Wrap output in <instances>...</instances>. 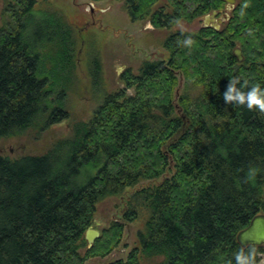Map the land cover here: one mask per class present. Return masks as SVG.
<instances>
[{
    "label": "trees",
    "instance_id": "16d2710c",
    "mask_svg": "<svg viewBox=\"0 0 264 264\" xmlns=\"http://www.w3.org/2000/svg\"><path fill=\"white\" fill-rule=\"evenodd\" d=\"M116 1L131 21L168 30L176 21L193 23L227 5ZM36 4H5L0 141L32 130L42 135L71 116L73 31L49 12L39 23L43 29L28 34ZM187 36L195 42L190 48L178 43ZM163 47L166 58L143 62L137 73L124 72V86L104 93L91 118L75 122L71 135L44 154L0 155V264H86L107 256L119 246L123 224L114 221L92 245L85 235L98 204L122 198L129 189L134 192L123 220H136L140 209L148 218L139 247L126 260L108 264L156 258H162L157 264H236L239 232L264 213V113L227 104L223 97L234 77L248 81L245 92L255 84L264 88V0H238L220 29L175 31ZM236 48L242 62L234 56ZM93 77L101 87L98 61ZM250 166L259 171L245 182ZM256 248L264 253V245ZM244 249L245 256L252 255ZM260 260L258 255L257 264Z\"/></svg>",
    "mask_w": 264,
    "mask_h": 264
},
{
    "label": "rangeland",
    "instance_id": "374dc122",
    "mask_svg": "<svg viewBox=\"0 0 264 264\" xmlns=\"http://www.w3.org/2000/svg\"><path fill=\"white\" fill-rule=\"evenodd\" d=\"M6 1L0 0V27L3 25ZM226 6L218 19L222 18L223 14L229 15L231 10L228 4ZM49 12L72 29L76 41V82L71 86L67 99L71 116L53 125L42 135L32 130L21 136L0 141V155L12 159L25 154L42 155L53 142L69 137L75 122L87 121L91 118L104 93H111L124 86L122 83L124 72L132 70L137 73L143 62L160 60L168 56L163 42L169 34L175 31L196 32L205 27L202 17L193 23L180 22L179 26L176 25L169 30L155 29L150 21H131L123 9V4L116 0L99 2L37 0L34 11L28 19L27 33L42 30L39 23L46 16L48 17ZM223 24L224 22L220 28ZM96 61L101 64L103 77V84L98 88L93 84ZM48 66L52 67L50 64ZM181 79L183 83L184 80ZM150 184L152 182H145L143 185ZM133 192L134 190L129 189L122 198L111 197L98 204L94 223L90 228L98 231L100 236L104 229H108L114 221H117L123 224V236L119 246L110 254L105 257L95 256L86 264H108L117 260H126L132 251L139 247L138 234L144 230L148 218L147 210L140 209L136 220L132 222L123 220V214L127 210L126 201ZM261 259H264V256H261ZM161 261L162 258H156L153 261L144 260L142 264H157Z\"/></svg>",
    "mask_w": 264,
    "mask_h": 264
},
{
    "label": "clouds",
    "instance_id": "9594fccd",
    "mask_svg": "<svg viewBox=\"0 0 264 264\" xmlns=\"http://www.w3.org/2000/svg\"><path fill=\"white\" fill-rule=\"evenodd\" d=\"M243 8H247L248 5L244 4ZM179 26L180 22L176 21ZM178 43L185 46L191 47L195 42L187 36L183 40H178ZM240 85V87H237ZM248 87V81L245 80L243 84L240 82L239 77L232 78L227 86V91L224 93V101L227 104L246 105L249 110L258 109L260 113H264V88H261L259 84L253 85L247 92L243 91V88ZM259 169L250 166L248 173L245 177V182L254 180ZM248 250L252 253L250 256H245L244 247H241L238 252L234 254L236 264H257V256H264V253H258L256 246H248ZM231 264V261L228 262ZM259 264H264V259L259 261Z\"/></svg>",
    "mask_w": 264,
    "mask_h": 264
},
{
    "label": "water",
    "instance_id": "95a60500",
    "mask_svg": "<svg viewBox=\"0 0 264 264\" xmlns=\"http://www.w3.org/2000/svg\"><path fill=\"white\" fill-rule=\"evenodd\" d=\"M225 2L229 5L228 8L232 10L233 5H235L236 0H225ZM217 15L216 12L213 13V16ZM229 18V15L225 14L222 18L217 19L214 22V26L216 29H220V24L226 22ZM234 56L238 59L239 62L244 60V56L242 54V50L240 48H236L234 50ZM99 236V232L88 229L86 232L85 238L90 245H92L93 241ZM238 243L242 247H247L249 245L254 246H263L264 245V213L256 215L250 222V224L239 232L237 236Z\"/></svg>",
    "mask_w": 264,
    "mask_h": 264
},
{
    "label": "flooded vegetation",
    "instance_id": "af4514ba",
    "mask_svg": "<svg viewBox=\"0 0 264 264\" xmlns=\"http://www.w3.org/2000/svg\"><path fill=\"white\" fill-rule=\"evenodd\" d=\"M236 2H237V0H236ZM236 4V3H235ZM227 7V6H226ZM235 7V5H233V8ZM232 8V9H233ZM214 12H216V11H214ZM214 12H212L211 14H209V15H206V16H204L202 19H203V22L205 23V27H214L215 28V26H214V22H216V20L220 17V14H221V11L220 12H216L217 13V15H216V17L217 18H211L210 19V17L211 16H213V13ZM223 15H225V14H223ZM209 24V25H208ZM221 25V24H220ZM203 28V27H202Z\"/></svg>",
    "mask_w": 264,
    "mask_h": 264
}]
</instances>
